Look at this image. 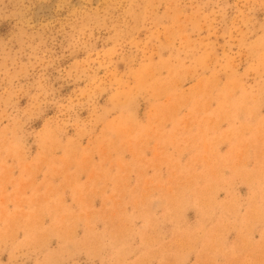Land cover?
Returning <instances> with one entry per match:
<instances>
[{"label": "rangeland", "instance_id": "374dc122", "mask_svg": "<svg viewBox=\"0 0 264 264\" xmlns=\"http://www.w3.org/2000/svg\"><path fill=\"white\" fill-rule=\"evenodd\" d=\"M0 264H264V0H0Z\"/></svg>", "mask_w": 264, "mask_h": 264}]
</instances>
